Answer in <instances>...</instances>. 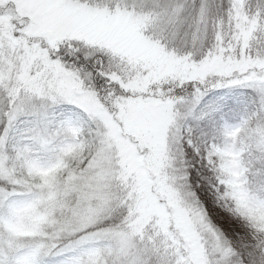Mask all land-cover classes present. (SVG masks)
I'll return each instance as SVG.
<instances>
[{
    "label": "snow or ice",
    "instance_id": "6c2138e0",
    "mask_svg": "<svg viewBox=\"0 0 264 264\" xmlns=\"http://www.w3.org/2000/svg\"><path fill=\"white\" fill-rule=\"evenodd\" d=\"M0 264H264V0H0Z\"/></svg>",
    "mask_w": 264,
    "mask_h": 264
}]
</instances>
